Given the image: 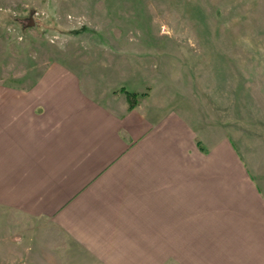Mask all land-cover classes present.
<instances>
[{"label":"crops","instance_id":"crops-1","mask_svg":"<svg viewBox=\"0 0 264 264\" xmlns=\"http://www.w3.org/2000/svg\"><path fill=\"white\" fill-rule=\"evenodd\" d=\"M122 88L60 64L0 81V204L97 264H264V196L227 143L202 147L197 104L131 109Z\"/></svg>","mask_w":264,"mask_h":264},{"label":"rangeland","instance_id":"rangeland-1","mask_svg":"<svg viewBox=\"0 0 264 264\" xmlns=\"http://www.w3.org/2000/svg\"><path fill=\"white\" fill-rule=\"evenodd\" d=\"M57 64L167 112L197 104L202 147L227 143L264 196V0H0V81ZM20 213L0 204V264H97Z\"/></svg>","mask_w":264,"mask_h":264},{"label":"trees","instance_id":"trees-1","mask_svg":"<svg viewBox=\"0 0 264 264\" xmlns=\"http://www.w3.org/2000/svg\"><path fill=\"white\" fill-rule=\"evenodd\" d=\"M121 91L126 94L130 108L133 109L137 104L138 94L127 92L124 88H122Z\"/></svg>","mask_w":264,"mask_h":264}]
</instances>
